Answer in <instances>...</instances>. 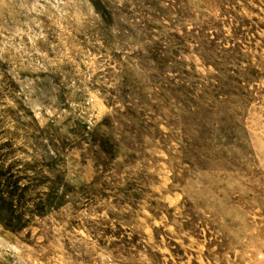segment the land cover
Listing matches in <instances>:
<instances>
[{
  "label": "rangeland",
  "instance_id": "1",
  "mask_svg": "<svg viewBox=\"0 0 264 264\" xmlns=\"http://www.w3.org/2000/svg\"><path fill=\"white\" fill-rule=\"evenodd\" d=\"M0 264H264V0H0Z\"/></svg>",
  "mask_w": 264,
  "mask_h": 264
}]
</instances>
